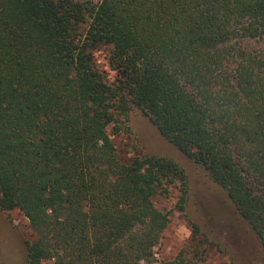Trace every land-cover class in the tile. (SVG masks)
I'll use <instances>...</instances> for the list:
<instances>
[{
  "label": "trees",
  "instance_id": "1",
  "mask_svg": "<svg viewBox=\"0 0 264 264\" xmlns=\"http://www.w3.org/2000/svg\"><path fill=\"white\" fill-rule=\"evenodd\" d=\"M134 110L264 252V0H0V211L33 232L22 264H148L169 224L154 197L178 185L187 217L173 159L117 153L107 129Z\"/></svg>",
  "mask_w": 264,
  "mask_h": 264
},
{
  "label": "rangeland",
  "instance_id": "2",
  "mask_svg": "<svg viewBox=\"0 0 264 264\" xmlns=\"http://www.w3.org/2000/svg\"><path fill=\"white\" fill-rule=\"evenodd\" d=\"M95 58L105 79L113 81L116 72L109 67L106 53L97 52ZM107 130L123 162L145 154L168 157L185 171L189 181V196L185 202L189 219L178 208V185L167 195H157L153 199L158 209L169 213V224L154 249L153 262L148 264L172 260L182 249L190 248L198 252L196 264H264V252L258 240L231 211H227L230 223H217L218 218L213 221L216 216L212 217V210L214 206H220L223 197L200 169L166 143L146 117L134 110ZM190 221L200 228V232H193ZM32 239L28 220L20 211H0V264H22L25 242Z\"/></svg>",
  "mask_w": 264,
  "mask_h": 264
}]
</instances>
